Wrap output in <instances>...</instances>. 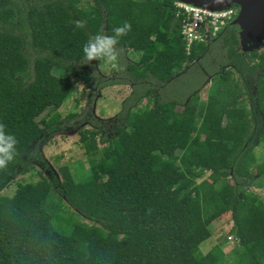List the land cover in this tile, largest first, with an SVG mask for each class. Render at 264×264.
Returning a JSON list of instances; mask_svg holds the SVG:
<instances>
[{"label": "trees", "instance_id": "trees-1", "mask_svg": "<svg viewBox=\"0 0 264 264\" xmlns=\"http://www.w3.org/2000/svg\"><path fill=\"white\" fill-rule=\"evenodd\" d=\"M79 1L0 0V123L18 141L14 160L0 169V264H213L220 250L204 254L200 244L211 235L209 224L227 212L232 245L245 248L229 264H264V203L252 201L247 187L264 177V162L254 173L248 167L254 147L264 142V50L236 49L228 26L187 54L175 0H90L86 10ZM78 20L84 28L76 27ZM125 22L131 31L119 39L116 69L103 75L94 61L84 60L83 46L96 34L113 35ZM160 30L165 38L155 48ZM218 41L232 48L211 68L203 62ZM138 46L135 61L126 49ZM200 62L205 78L176 92L179 77ZM39 63L67 72L90 94L115 84L129 85L131 93L113 117L91 116L89 128L79 127L86 177L75 181L68 166L56 172L41 159L39 180L19 182L11 196L3 195L29 172L28 148L62 122L57 109L70 80L40 73ZM208 82L192 135L187 118ZM243 94L249 110H229ZM141 100L146 105L138 107ZM106 143L109 148L100 151L98 144ZM170 147L181 151L167 156ZM205 170L208 176L195 183ZM44 181L81 215L69 233L52 225ZM94 196L100 205L91 208Z\"/></svg>", "mask_w": 264, "mask_h": 264}, {"label": "rangeland", "instance_id": "rangeland-1", "mask_svg": "<svg viewBox=\"0 0 264 264\" xmlns=\"http://www.w3.org/2000/svg\"><path fill=\"white\" fill-rule=\"evenodd\" d=\"M179 1V0H175ZM222 1V0H221ZM226 2H231V5L235 10L234 15L230 25H234L233 31L236 34L237 39L239 34L248 32L246 27L241 25L239 22L242 18L239 17L240 5L233 4L235 0H224ZM244 1V0H239ZM90 0H80L77 6L83 10L89 9ZM229 7V6H226ZM237 20V22H236ZM255 34L257 33H248ZM261 33L259 35H262ZM165 38V32L160 30L154 37L155 48H158L160 43ZM238 43L235 44V48L239 50ZM141 48L137 47L135 49H126L127 54L130 58L137 61L141 55ZM231 46H228L222 41H218L212 48L207 52L204 59V64L211 66V68H216L221 64V60L227 57V52L231 51ZM190 49L185 46V51L188 54ZM264 50V39L263 44L258 46L254 51L260 52ZM249 51H245L248 53ZM97 69L103 75L112 74L116 66L114 63H100L95 61ZM184 61L180 62L183 65ZM230 68V65L227 66ZM38 71L40 73H50L55 78H69L71 87L67 98L63 101L61 106L57 109L62 122L55 125L51 130L44 133L40 138H38L27 150L26 159L31 165L29 172L19 175L14 179L8 187L3 189L1 193L3 195L11 196L19 182H31L40 179L38 172L42 171L41 159L48 162L54 171L58 172L59 166L66 165L69 167L72 176L75 181H80L86 177L89 173V167L87 163V157L84 152L83 147L79 141V127L89 128L90 124L88 119L91 116H95L98 119H105L113 117L120 109L122 100L131 93V87L127 84H115L112 86L105 87L101 90L95 91L94 94H90V90L86 88L82 82L70 78V75L65 71H56L47 63H39ZM208 70L200 62L196 66H192L187 70L185 75L179 77L177 87H175L176 92L183 93L187 91L182 85L186 83L195 84L199 80L205 78ZM236 75V74H234ZM237 76V75H236ZM209 82L204 84V86L199 91V100L195 103H191L193 106L191 115L187 118L189 120V127L191 129L192 135H195L198 122L201 119L202 105L205 102L207 96ZM146 105V100H141L138 107H143ZM191 106V107H192ZM235 106L243 107L246 111L249 110L250 104L247 100L245 94L241 97L232 100L228 107L231 110ZM176 109H180L177 105ZM109 143L98 144L100 151L109 148ZM181 148H168L167 156L178 155ZM253 153L255 156V161L248 163V167L252 173L255 172V166L258 163L264 162V142L259 143L254 147ZM41 156V157H40ZM210 164H214V160L210 161ZM209 174L208 170L203 172V175L195 180V183L206 178ZM43 175L50 177L47 171L43 170ZM44 187L47 186V182H43ZM249 190L254 193L252 201L260 200L264 203V177L255 178L253 184L247 186ZM89 205L91 208H96L100 205L97 196L89 199ZM45 207L52 213V225L54 229L69 233L74 225V223L80 219V213L72 208L68 202H66L52 187H48V195L45 203ZM201 222V218H198ZM233 227L232 218L230 213L227 212L222 217L216 218L209 224L210 237L204 240L200 244V249L202 253L207 254L208 252L214 251L218 248L221 252V258L215 261L213 264H229L233 263L235 260L241 258L245 252L244 246L232 245L234 236L230 233Z\"/></svg>", "mask_w": 264, "mask_h": 264}, {"label": "built area", "instance_id": "built-area-1", "mask_svg": "<svg viewBox=\"0 0 264 264\" xmlns=\"http://www.w3.org/2000/svg\"><path fill=\"white\" fill-rule=\"evenodd\" d=\"M174 5L175 19L180 23L179 33L190 50L194 45L215 39L230 26V21L236 14L232 6L213 10L181 1H174Z\"/></svg>", "mask_w": 264, "mask_h": 264}, {"label": "clouds", "instance_id": "clouds-1", "mask_svg": "<svg viewBox=\"0 0 264 264\" xmlns=\"http://www.w3.org/2000/svg\"><path fill=\"white\" fill-rule=\"evenodd\" d=\"M83 21H76L77 28H84ZM131 31V24L125 22L122 26L113 29V35L96 34L91 36L83 46L84 60L88 63H114L120 55L117 45L120 37ZM18 141L15 135L6 132V126L0 123V169L6 168L16 156Z\"/></svg>", "mask_w": 264, "mask_h": 264}, {"label": "water", "instance_id": "water-1", "mask_svg": "<svg viewBox=\"0 0 264 264\" xmlns=\"http://www.w3.org/2000/svg\"><path fill=\"white\" fill-rule=\"evenodd\" d=\"M179 1L213 10H220L226 6L231 5V2H226L224 0L222 1L221 0H179ZM234 3H238L241 6L239 17L242 18V16L245 14L243 12L242 1L235 0ZM252 4L253 3H249V5ZM247 31L248 32L244 31L243 33L239 34V38H238V45L240 46L239 50L242 52L254 51L258 46L263 44L264 34L262 35L248 34L249 30L247 29Z\"/></svg>", "mask_w": 264, "mask_h": 264}, {"label": "flooded vegetation", "instance_id": "flooded-vegetation-1", "mask_svg": "<svg viewBox=\"0 0 264 264\" xmlns=\"http://www.w3.org/2000/svg\"><path fill=\"white\" fill-rule=\"evenodd\" d=\"M242 7L245 14L240 20L241 25L248 28L249 33H264V0H244ZM230 26L233 29L234 25Z\"/></svg>", "mask_w": 264, "mask_h": 264}]
</instances>
